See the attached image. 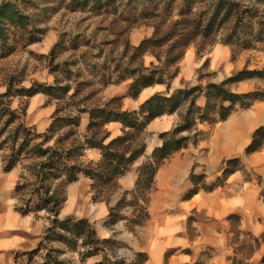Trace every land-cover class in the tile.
<instances>
[{
  "label": "rangeland",
  "instance_id": "obj_1",
  "mask_svg": "<svg viewBox=\"0 0 264 264\" xmlns=\"http://www.w3.org/2000/svg\"><path fill=\"white\" fill-rule=\"evenodd\" d=\"M187 1L193 13L203 11L211 2L210 0ZM239 1L245 5L250 4L249 0ZM5 2L14 3L16 8L27 16L28 22L25 28L7 26L5 36L0 38V94L7 90L12 94L10 97L4 96L1 99L7 103L8 108L18 113L25 108L23 121L36 133L44 132L55 115L75 118L78 124L69 127L73 129V133L69 135V138H65V144L82 142L86 134L96 133L95 136L98 138L105 133L110 135L116 133L115 136L123 133L121 126L120 131L111 130L108 123L87 130L86 111L105 106L129 110L124 101L128 97L127 89L133 79L131 75L137 74L134 72L136 68L143 73L147 72V69L160 70L163 79L170 86L181 67L188 66L191 69L190 78L182 81V86L178 89L195 84L205 85L206 82L219 83L242 68L264 69V41L257 42L253 48L232 47L220 41V31L209 37L194 38L182 49V54L176 63H167L165 60L168 55L175 52L168 51V44L153 46L142 55L135 56L132 48L141 40L151 38L153 35L162 36L167 33L173 22L184 18L181 12L186 9L181 5V0H173L166 10L161 8L159 0H109L101 3L100 6H93L91 2L78 5L71 0H0V5ZM257 6L264 12L261 5ZM191 16L192 13L186 17ZM180 27L181 25H174L173 30H178ZM174 71V75L171 76ZM33 86L41 90L47 86H62L65 89L62 94H53L60 92L53 87L54 92L48 95L39 90L30 97L23 96L16 90ZM258 88H264V81L260 78L244 80L230 86V89L236 93ZM162 93L159 94L163 95ZM197 101L198 105L203 104V100ZM184 108L185 104L172 112L173 115H177L174 118V125L179 123ZM243 112V109L235 111L240 115ZM3 120H0V125ZM224 124L217 122L197 125L198 130L202 132L196 143L202 145L199 150L201 157L207 158L209 151L215 147L217 133L224 128ZM67 130L68 127L59 129L45 145H52L53 140L59 135H65ZM115 136H109L104 142ZM155 136L145 128L134 135L129 145L133 147L143 143L145 149L130 164L127 171L133 167L138 171L142 163L147 160L151 153H148L147 146L152 144ZM157 136L160 139L159 134ZM248 138L249 132L238 133L239 150L234 157L239 158L238 171L241 172L242 179L245 181L244 186L254 185L258 206L261 207L264 203V158L254 159L251 157L252 154L244 153L246 145L242 146ZM39 139L36 138L35 141ZM114 148L120 149L122 146H114ZM3 153H0V157ZM100 155L97 148L86 147L80 159L84 163L96 162L100 159ZM30 161V159H24L16 166L22 169ZM222 166H219V169ZM235 166L230 165L231 168ZM25 172L29 176V172L27 170ZM206 176L209 177L207 174ZM120 177L103 185L80 173L69 185L62 186L58 181H54L52 188L62 191L66 199L70 186L74 187L73 194L76 195V199L71 205L69 216L87 219L94 227L99 241L106 238L112 241L100 243L98 246L101 250L98 252H105L106 258L116 261L117 264H141L142 257L136 254L129 256L126 243L122 241L121 229H113V226L122 224L123 231L129 232L136 230L149 220L148 205L154 184L151 190L135 193L134 186L131 190H121L120 182H118ZM212 181H208L207 184L201 182L202 190L207 191ZM178 188H182V185L178 184ZM29 193V187L18 191L19 206ZM100 202L106 203L109 206L108 210L113 208V218L107 216L103 222L104 226H109L112 230L110 236L106 238L97 236L100 232L101 220L95 216L94 206ZM63 206L65 202L61 207ZM38 212L47 216L44 210ZM257 212L258 214L247 205L238 213H228L225 218H220L225 221L223 230L225 231V248L228 250L226 264H257L262 257L264 214ZM204 217V215L192 214L188 217V223L192 220H203ZM113 219L115 221L111 222ZM79 243L80 241L75 249H69L63 245L68 253L72 255L73 252L80 258L79 252L83 251V247ZM44 253L43 247L33 257L31 264H39L44 258ZM53 254L59 260L70 264L71 256L65 260L62 259L61 254Z\"/></svg>",
  "mask_w": 264,
  "mask_h": 264
},
{
  "label": "trees",
  "instance_id": "obj_2",
  "mask_svg": "<svg viewBox=\"0 0 264 264\" xmlns=\"http://www.w3.org/2000/svg\"><path fill=\"white\" fill-rule=\"evenodd\" d=\"M107 1L109 0H71L72 3L78 5L91 2L93 6H100L101 3ZM172 1L159 0V3L161 8L166 10ZM210 1L203 11L193 13L188 1L181 0V5L186 9L181 12L184 18L173 22L167 33L162 36L155 37L153 35L151 38L141 40L137 46L132 48L133 54L135 56L142 55L153 46L168 44V51L175 52L168 55L165 60L167 63H176L182 54V49L194 38L209 37L219 31L221 33L220 41L232 47L253 48L257 42L264 41V12L257 6L261 5L264 11V0H249L250 4L246 5L239 0ZM191 13V17H186ZM27 22V16L20 12L14 3L5 2L0 5V38L5 36L7 26L25 28ZM177 24L181 27L178 30H173L174 25ZM138 69L136 68L134 71L137 73L136 75H131L133 79L129 83L126 96L136 98L142 88L154 85V83H163L168 87L160 70L147 69V72L143 73ZM174 73L175 71L171 76ZM256 78L264 81V69L242 68L219 83L206 82L205 85L195 84L183 89H175L169 96L154 93L153 96L142 101L137 110H119V107L108 108L106 106L88 109L86 111L88 114L87 130L109 122L121 124L123 133L110 138L107 142L104 141L109 137V133L98 138L95 136L96 133H92L91 135L86 134L82 142L65 144V138H69V135L73 133V129L69 127L78 124L75 118L69 116L55 115L44 132L36 133L23 121L25 108H22L19 113L8 108L7 103H4L1 98L10 97L12 94L9 90L1 93L0 120L4 119L0 125V137H2L0 151L4 152L2 168L9 171L22 160H31L30 163L22 167L24 171L21 172L15 186L17 193L27 187L30 189L29 195L17 210L22 214L32 213L34 215L40 210L47 212L50 225L43 237L46 243L58 241L69 249H75L80 241L79 245L83 247V251L79 252L80 260L98 253L101 250L98 246L100 243L112 241L109 238L99 241L95 235L94 227L85 218L71 216L58 219L57 214L65 202V196L58 188H52L53 182L58 181L62 186L69 185L81 173L103 185L111 183L117 177L122 176L145 149L143 143L133 147L129 145L134 135L143 131L155 117L165 113L172 114L173 111L185 104L179 123L174 125L170 131L159 133L161 143L151 151L147 160L137 171L133 191L137 193L142 190H151L154 183L153 177L160 163L174 152L186 148L188 143L191 142L193 145L197 143L202 134L197 128L198 124L223 122L236 109H247L254 103L264 100V88L241 93L230 89L231 85L240 81ZM53 87L60 92H54L55 88ZM64 89L62 86H47L41 90V88L33 86L16 90L19 94L30 97L39 90L48 95L50 92L62 94ZM200 98H203L202 105L197 104V100ZM65 127H68L65 135L55 138L52 145H45L59 129ZM36 138L40 139L35 141ZM263 139L264 126L259 125L251 133L244 153L250 154L257 151L262 145ZM114 146H122V148L116 149ZM86 147L97 148L101 154L100 159L96 162L87 161V163L81 161L80 158L84 155ZM223 162L224 167L220 174L214 178L216 181L213 179L209 184L206 192L223 186L226 177L238 170L240 165L238 157L227 158ZM231 164L236 165L235 168H231ZM26 170L29 172V176L26 175ZM202 178L201 174L191 171L188 180L192 182L193 186L182 195L183 199H187L197 190L203 189L200 184L201 182L206 183ZM112 209L110 208L107 214L110 218H113ZM114 221V219L111 220V222ZM42 246L45 248V255L39 264H68L53 254L59 255L63 252L62 250L47 247L42 242L36 249L26 253L27 264H31L33 257L37 255ZM135 254L142 257V262L144 261L146 257L144 253ZM94 264H117V262L104 257ZM257 264H264V253Z\"/></svg>",
  "mask_w": 264,
  "mask_h": 264
},
{
  "label": "crops",
  "instance_id": "obj_3",
  "mask_svg": "<svg viewBox=\"0 0 264 264\" xmlns=\"http://www.w3.org/2000/svg\"><path fill=\"white\" fill-rule=\"evenodd\" d=\"M190 70L188 66L181 67L168 87L165 84L154 83L142 88L136 98L128 96L124 101L126 107L129 110H137L138 105L154 93L163 92V95L169 96L173 90L182 86V81L190 78ZM199 100L202 101L203 98ZM243 110L241 115L232 112L223 121L224 128L217 133L215 147L209 151L207 158L199 155L201 143L195 145L190 143L186 148L174 152L160 163L153 177L154 190L150 194L148 205L149 220L129 232L123 231L122 224L113 226V229H121L122 232L119 231L122 241L126 243L129 256L144 253L146 257L142 264H226L228 262L223 230L225 221L220 218H225L228 213H238L247 205L255 213L258 214L257 211H260L264 214V203L261 207L258 206L254 185L245 187L241 172L236 170L226 177L221 187L209 192L199 189L187 199H183L182 195L193 186L188 180L191 171L201 174L206 184L212 181L222 170L219 166L224 167L223 161L238 153V133L249 132V138L243 143L242 147H244L249 142L251 133L259 125L264 126V100ZM176 117V114L158 116L146 125L145 129L156 135L150 145V152L161 143L157 135L169 131ZM108 126L111 130L120 131L121 124L109 122ZM261 144L257 151L250 153L254 159L264 158V139ZM2 166L3 161L0 157V264H27L26 253L36 249L40 242L47 247L55 246L61 249L62 259L67 260L71 256L70 264H94L107 256L105 252H98L81 261L78 255L75 256L73 252L72 255L68 253L61 242L46 243L43 237L49 227L47 216L39 212L36 215L22 214L17 210L19 202L15 186L24 169L15 166L5 171ZM136 176L137 169L134 167L123 174L118 180L121 190H131ZM178 184H181L182 188H178ZM73 190L74 187L70 186L64 200L65 206L61 207L57 214L58 219L71 217L70 208L76 199ZM108 208L109 206L104 202L94 206L95 216L101 220L100 232L97 233L99 238L110 236L112 231L109 226L103 224L107 218ZM192 214L205 217L203 220H192L188 223V217Z\"/></svg>",
  "mask_w": 264,
  "mask_h": 264
},
{
  "label": "bare ground",
  "instance_id": "obj_4",
  "mask_svg": "<svg viewBox=\"0 0 264 264\" xmlns=\"http://www.w3.org/2000/svg\"><path fill=\"white\" fill-rule=\"evenodd\" d=\"M228 124V123H227ZM150 150H151V147L150 146H148V152H150Z\"/></svg>",
  "mask_w": 264,
  "mask_h": 264
}]
</instances>
